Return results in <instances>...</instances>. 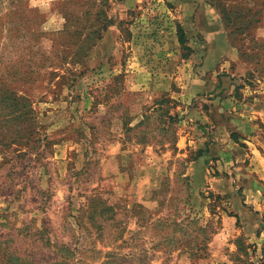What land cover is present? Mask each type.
Listing matches in <instances>:
<instances>
[{
	"label": "rangeland",
	"instance_id": "obj_1",
	"mask_svg": "<svg viewBox=\"0 0 264 264\" xmlns=\"http://www.w3.org/2000/svg\"><path fill=\"white\" fill-rule=\"evenodd\" d=\"M0 264H264V0H0Z\"/></svg>",
	"mask_w": 264,
	"mask_h": 264
},
{
	"label": "crops",
	"instance_id": "obj_2",
	"mask_svg": "<svg viewBox=\"0 0 264 264\" xmlns=\"http://www.w3.org/2000/svg\"><path fill=\"white\" fill-rule=\"evenodd\" d=\"M254 140H256V137L255 138H253ZM254 143V142H253ZM255 145H256V143H255Z\"/></svg>",
	"mask_w": 264,
	"mask_h": 264
}]
</instances>
